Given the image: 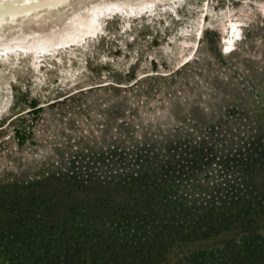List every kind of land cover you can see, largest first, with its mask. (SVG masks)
<instances>
[{"label":"rangeland","instance_id":"374dc122","mask_svg":"<svg viewBox=\"0 0 264 264\" xmlns=\"http://www.w3.org/2000/svg\"><path fill=\"white\" fill-rule=\"evenodd\" d=\"M151 1L131 21L102 14L80 45L0 59L1 189L114 147L198 139L228 110L261 107L264 0ZM232 22L242 39L224 54Z\"/></svg>","mask_w":264,"mask_h":264},{"label":"trees","instance_id":"16d2710c","mask_svg":"<svg viewBox=\"0 0 264 264\" xmlns=\"http://www.w3.org/2000/svg\"><path fill=\"white\" fill-rule=\"evenodd\" d=\"M261 102L0 188V264H264Z\"/></svg>","mask_w":264,"mask_h":264},{"label":"bare ground","instance_id":"6f19581e","mask_svg":"<svg viewBox=\"0 0 264 264\" xmlns=\"http://www.w3.org/2000/svg\"><path fill=\"white\" fill-rule=\"evenodd\" d=\"M93 1L0 0V59L18 56L40 58L50 56L48 52L57 48L80 45L86 36L96 33L101 27L103 29L102 14L106 16L116 11L118 16L131 21L143 11L148 14V4L152 3L151 0H105L94 6ZM70 20L73 24L69 29L58 30ZM238 24H230L228 35L224 38V54H231L235 43L242 39ZM49 33L57 35L59 41L55 44L56 48L52 49L51 44L45 43ZM23 51L27 54L24 55Z\"/></svg>","mask_w":264,"mask_h":264}]
</instances>
